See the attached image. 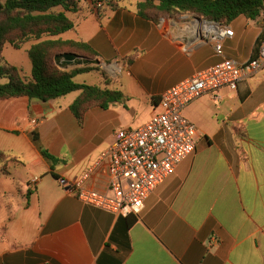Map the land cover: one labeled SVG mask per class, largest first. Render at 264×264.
I'll return each mask as SVG.
<instances>
[{"label": "crops", "instance_id": "crops-1", "mask_svg": "<svg viewBox=\"0 0 264 264\" xmlns=\"http://www.w3.org/2000/svg\"><path fill=\"white\" fill-rule=\"evenodd\" d=\"M76 1L67 13L75 24L68 39L88 43L101 65L73 80L96 73L100 78L86 79L122 98L90 107L81 124L69 108L77 91L48 101L0 100V151L9 156L0 162V179L15 180V205L1 204L0 264H264V65L236 90L204 94L185 108L198 129L194 152L136 215L116 216L80 202L74 183L83 179L105 191L102 157L114 131L144 124L160 109L165 90L222 57L211 44L198 43L197 15L141 16L144 0H109L97 13L90 0ZM241 17V31L232 28L223 43L224 57L239 63L252 56L264 11L256 19ZM40 148L59 161L43 157ZM32 177H38L34 184ZM12 192L0 180L3 200Z\"/></svg>", "mask_w": 264, "mask_h": 264}, {"label": "built area", "instance_id": "built-area-1", "mask_svg": "<svg viewBox=\"0 0 264 264\" xmlns=\"http://www.w3.org/2000/svg\"><path fill=\"white\" fill-rule=\"evenodd\" d=\"M109 0H90L92 8L101 10ZM198 43H209L222 57L217 64L195 72L165 90L160 109L144 124L114 131L115 140L103 155L108 174L105 191L74 183L77 199L116 216L136 215L149 194L192 154L199 138L196 125L184 115L185 108L204 94L218 97L223 88L236 90L239 82L264 65V38L254 54L243 63L225 58L223 43L234 35L229 25L202 18ZM38 181L32 177L30 184Z\"/></svg>", "mask_w": 264, "mask_h": 264}, {"label": "trees", "instance_id": "trees-1", "mask_svg": "<svg viewBox=\"0 0 264 264\" xmlns=\"http://www.w3.org/2000/svg\"><path fill=\"white\" fill-rule=\"evenodd\" d=\"M76 7V0H0V77L7 80L0 84V100L26 96L48 101L77 91L78 95L69 108L81 124L85 111L90 107L107 108L122 98L119 91L73 80L79 72L99 70L97 66L75 67L66 71L55 65L54 56L62 52H73L89 58L98 55L86 42L60 37L74 29L75 24L66 12H74ZM262 11L263 0H144L138 4L139 14L145 17L151 14L191 13L225 25L241 15L256 19ZM263 38L264 29L256 40L252 55ZM30 40L35 41L27 50L31 73L25 76L21 75L16 65L4 59L2 51L6 43L19 49ZM101 72L106 77L105 72ZM38 139L37 133L33 132L32 140L38 143ZM40 152L52 162L59 161L45 149L40 148ZM6 158L9 156L0 151V162Z\"/></svg>", "mask_w": 264, "mask_h": 264}, {"label": "rangeland", "instance_id": "rangeland-1", "mask_svg": "<svg viewBox=\"0 0 264 264\" xmlns=\"http://www.w3.org/2000/svg\"><path fill=\"white\" fill-rule=\"evenodd\" d=\"M1 1H4V0H1ZM56 9H61V8H56ZM67 13L68 12H66V14ZM242 22H246V21L243 17L239 16L238 19L235 20L231 24V26L234 30L241 31ZM247 24L251 25L252 23L250 21H247ZM246 28H247L246 29V31H247L249 28L248 27H246ZM246 35H247V32H246ZM61 36L64 39H68V38L74 37V34L72 31H67L64 34H62ZM34 42L35 41H33V40L27 41L19 49L13 48L8 43H6L3 47L2 55H3L4 59L13 65H17L21 70V75L29 76L31 73V62H30V59L28 57L27 50L30 47V45ZM107 68H109V67H107ZM90 76L100 78L99 75L96 73H82V74L77 76L76 80H78L82 83H91L92 85H98V82L96 80H94V79L87 80L86 79V77L88 78ZM6 81L7 80L5 78L0 77V84L5 83ZM0 180H6V182H8V184L11 187V191H13L9 195V198H7L6 200H3L4 198L1 197L2 195H0V215H1V214L5 213V210L3 207L4 206L3 202H7L8 200H10V202L13 205H15V180L12 178L0 179ZM1 204H3V206H1Z\"/></svg>", "mask_w": 264, "mask_h": 264}, {"label": "water", "instance_id": "water-1", "mask_svg": "<svg viewBox=\"0 0 264 264\" xmlns=\"http://www.w3.org/2000/svg\"><path fill=\"white\" fill-rule=\"evenodd\" d=\"M200 19L199 17H196ZM54 63L62 70H69L78 66H90L101 65V61L98 58H89L73 52H62L54 56ZM64 182V179H61Z\"/></svg>", "mask_w": 264, "mask_h": 264}]
</instances>
